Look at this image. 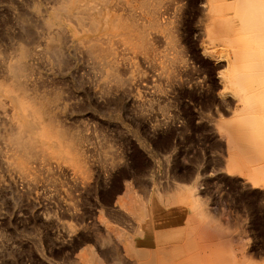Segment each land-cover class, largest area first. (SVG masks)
<instances>
[{
	"label": "rangeland",
	"instance_id": "obj_1",
	"mask_svg": "<svg viewBox=\"0 0 264 264\" xmlns=\"http://www.w3.org/2000/svg\"><path fill=\"white\" fill-rule=\"evenodd\" d=\"M141 2L114 5L143 25L146 41L134 46L131 30L123 31L129 40L110 35L112 74L70 36L61 60L43 55L48 33L39 14L57 0H0V82L19 46L32 50L30 93L52 99L58 125L74 133L82 155L81 166L58 153L30 160L29 173L9 165L4 136L14 106L2 94L0 264H83L87 252L105 264H137L125 241L132 234L138 248H165L169 264H264V99L252 92L264 80L247 67L264 61L263 32L255 21L246 26L254 8L248 0ZM244 116L258 118L244 125L253 131L243 139L247 158L226 127H243ZM128 186L142 196L141 219L125 207L133 202Z\"/></svg>",
	"mask_w": 264,
	"mask_h": 264
},
{
	"label": "bare ground",
	"instance_id": "obj_2",
	"mask_svg": "<svg viewBox=\"0 0 264 264\" xmlns=\"http://www.w3.org/2000/svg\"><path fill=\"white\" fill-rule=\"evenodd\" d=\"M149 1L150 0H142L141 5L144 6L145 8H149L150 7ZM116 2H117V0H57V4H55L56 6L54 5V7H52V9L48 13V15L39 14V15H41L42 21H43L44 26H45L47 33H48V35H47L48 37H47V40L45 42V48L42 52L43 55L51 56L55 60H61L62 56H63V46H64L63 44H64L65 40L67 39V37L70 36L75 43H78V44L84 46L85 50L93 58L97 59L103 66L108 67L107 71H109V73L114 74L116 72V69H117V68H115L117 66V56H116L117 52H116V49L114 48V44L112 42V37L110 35H114V34H117L116 32H119L117 35H119L121 33L123 35L124 39L129 40L130 37H128L126 35H128L127 30H131L137 34V38L139 40V41H136V40L132 41V44L134 46H138L139 43H144V45H145V41H146V33H145V29H143V25L140 22H138L137 19H135L134 17H130V16L125 17V16H120L119 14H117L116 9L114 8V5L117 4ZM245 2H247V0H245ZM248 2L250 3V5L249 4L248 5L254 9L253 10L252 9L250 10V8L246 9V10H248L247 14L250 15L251 11H254V13H256V14L253 15V12L251 13V16L248 17V18L252 19V21H250V19H249V22L251 25L249 26V24H248L246 26L251 27L252 24H254L256 22V24H254V25H257V27H254V26H252V27L254 29L255 28L257 29L258 27H260L259 29H261V30L258 29L257 32L261 31L264 34V0H248ZM251 3L253 5H251ZM254 5H256V6H254ZM245 7L247 8V6H245ZM249 10H250V13H248ZM36 12L40 13L41 11H40V9H37ZM247 14H245V15H247ZM218 19H220V18H218ZM218 19H215V20H218ZM253 21H255V22L251 23ZM223 22L224 21L219 22L221 24L222 30L227 27L226 25H228V24L223 23ZM219 23H217V25L219 27L218 29L220 30L221 28H220ZM257 23L258 24L260 23L259 26ZM215 24H216V22H215ZM223 24H226L225 28H224ZM247 29L249 30V28H247ZM222 30L220 32H221V34L224 35V32ZM123 31H125L126 35L123 33ZM252 31H253V29H252ZM220 32H219V34H220ZM261 32H259V33L255 32V33L258 35ZM225 33H226V31H225ZM255 33H254V36L257 37V35ZM263 34L261 33V35H258L257 42H260L262 40V39H260V36H262V38L264 39ZM258 40H260V41H258ZM262 41H263V43H262ZM262 41L260 43H262L261 45L264 46V40H262ZM257 42H256V45H257ZM261 45H259L260 48L262 47ZM40 49H41V47H40ZM257 51H258V49L254 50V52L256 54H257ZM32 53H33V51L30 49H27L26 46L25 47L19 46L17 53H14V54H16L14 56V58L12 59V57H11V60L5 64V68H6L5 70L7 73L6 78H8V79L4 78V80L6 79L7 82L4 83L3 80H2V82H0V108L3 109L4 105H5L4 100L1 99L2 94L6 95L9 98V100H11V102L13 103L12 106H14L13 107V113L10 116H7V117L5 116L8 124H9V128L7 127L8 131L6 132V134L4 136L5 142L8 146L9 151H10V154L8 156V158H10V159L8 160V163H9V165L17 168V170L19 169L21 172L26 173V171L28 169V163L33 158H35V157L39 158L38 156H40L45 161L47 159L54 157L58 153L61 155V157H64L65 159H67L68 162H71L74 165L76 164V165L81 166L82 165V155H81V152L79 150L80 144H78V140L73 135L74 133H70L63 126L61 127L58 125L57 116L55 115L53 110H51V107L54 104V102L51 101L52 99L48 100V99L43 97L45 95L38 96L34 93H30L31 92L30 91L31 90L30 89V82H31V74H32L31 67L32 66L30 67L29 59H30V56L32 57ZM42 53H40V54H42ZM262 53L263 54H260L261 58H262V56H264V47L262 49ZM256 57H257V55L254 56V58H256ZM262 59H264V57ZM254 61H256V62L254 63ZM254 61H250L249 64H251V66L249 65L247 67H249L250 70L252 68L253 69L255 68L257 70L255 74H253L254 72L251 74V76H253L251 78L255 79V78H257V75H258V79H259L258 82L259 83L261 82V84H262V81L264 80V61L263 60H261V61L260 60H258V61L254 60ZM253 63H254V65H252ZM236 64H238V63H236ZM237 69H238V71L240 70L239 67ZM117 71H118V69H117ZM244 72L241 73L242 76H244L243 75ZM239 73H240V71H239ZM248 73H250V72H248ZM238 74H237V76H238ZM254 75H255V77H254ZM242 76L239 75L238 77L242 78ZM245 76L247 77V75H245ZM249 77L250 76H248L247 80H249ZM117 78H118V76H115L114 81ZM117 80L119 81L118 84L122 83V81L119 78ZM236 80H238V79H236ZM247 80L245 78V81H247ZM250 83H252V82H250ZM263 83H264V81H263ZM245 85H244V87H245ZM259 86H261V85H259ZM244 87H242V88H244ZM252 87H254V85ZM248 88H249V85L247 87H245L244 90L248 91ZM259 90L260 91L256 92L254 90L252 92L253 93L255 92V94L257 93V96L263 100L264 95L262 96V94H264V92L261 90H264V89L261 87V89H259ZM252 92L251 93L249 92L247 94L250 96V95H252ZM261 92H263V93L260 94ZM258 93H259V95H258ZM248 95H246L247 101L252 100V97H249ZM59 96H58V98H59ZM244 97H245V95L241 98L244 99ZM54 98L56 99L57 96ZM262 100H260V101H262ZM247 101H246V103H247ZM252 102L250 101V103H252ZM250 103H249V105H251ZM263 105H264V102L262 103V108H264ZM261 109L259 108L258 111H260ZM255 110H256V108H255ZM255 110H253V111H255ZM251 113L250 114L248 113V114L251 115ZM253 114L254 113H252V115ZM245 115H247V114H245ZM255 115H253L252 117H254ZM259 115H257V116L259 117ZM260 116H262L264 118L263 114H261ZM244 117H246V118L243 121V125H242L243 127H241V125L239 127L238 124H237L238 127L231 126V125L226 126V127L228 130L227 133L229 134V137H231V139L235 145H233L231 142L230 143L233 146H235V148L238 149V152H239V150L241 152H244L246 150V152H244L243 154L247 153L248 155L245 154V157L247 158V156L250 155L247 152L248 151L247 149L249 147L247 146V144L244 140H246L245 138L248 136V134H251L253 131L249 132V129L247 130L244 127V125H246L245 122H247L246 120L248 119L249 116H244ZM253 119L254 120H252V118L248 119V120H250V122L252 120V122H253L258 118H256V119L253 118ZM253 123H251V124H253ZM255 123H257V122H255ZM248 124H250V123L247 122V126H248ZM251 124H250V126H251ZM260 125H261V123H260ZM256 132H258V131H256ZM259 134L260 133H258L257 135H259ZM247 139L248 140H246V141H249V139H250L249 136ZM229 141H231V140H229ZM250 142H254V141L251 140ZM250 142H248V143H250ZM256 142L258 143V141H256ZM260 143H262V142H260ZM260 143H259V145H260ZM81 144H83V143H81ZM256 150H257V148H256ZM241 152H239L240 155H241ZM249 152L251 153V150H249ZM83 161H85V160H83ZM30 167L31 166H29V169H30ZM261 169L262 168H260L259 171ZM261 173H262V171H261ZM129 185H131V184H129ZM131 186H128L126 188L127 189L126 192H127V194L130 195L129 198H131L133 202L127 203V201H126V203H125V201H124L125 207L128 208L135 217L140 218L141 215L144 214V209H145V207L144 208L141 207V204L140 205L138 204L140 202V201L138 202V199L141 200L142 196L138 195L139 193L137 194V192L134 189H132ZM156 195H157V193H156ZM126 197H128V196H126ZM158 197H161L162 199L164 198L161 195H159ZM123 198H124V196H123ZM146 198H148V197L146 196ZM149 198H150V196H149ZM152 198H155V197L153 196ZM170 199H171V197H170ZM121 202H123V200ZM202 214H203V212H202ZM210 215L212 216V214H209V216ZM140 221H142V220H140ZM147 230H149V231L153 230L154 231L155 227L153 225H151V226L148 225ZM219 231H220V229H219ZM117 234H118L117 237H119L120 239H122V238L124 239V237L126 236V235L124 236V233L122 231H118ZM132 236H133V234H132ZM132 236H130V237L128 236L125 241L129 244L130 254H132V256L136 259L137 264H169L170 263L169 261L171 259L167 256L168 254H167V250L165 248H163L159 245H158L159 248H156V249L138 248V247H136V245L139 242H137L136 239H134ZM153 237H155L154 234H153ZM236 241H234V243H236ZM157 242H159V241H157ZM146 243H147V245H149L151 242L148 240ZM88 253L89 252H87L86 255L82 257L84 260L83 264H105V263L101 262L99 258H96L97 256L95 257L94 255H91V252L89 254ZM115 264H123V263L118 260L115 262Z\"/></svg>",
	"mask_w": 264,
	"mask_h": 264
}]
</instances>
